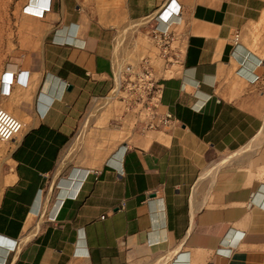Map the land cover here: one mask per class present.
Listing matches in <instances>:
<instances>
[{"label":"crops","instance_id":"obj_1","mask_svg":"<svg viewBox=\"0 0 264 264\" xmlns=\"http://www.w3.org/2000/svg\"><path fill=\"white\" fill-rule=\"evenodd\" d=\"M46 3L21 0L0 45L22 124L0 142V264H264V0ZM157 24L182 46L172 75L154 61L173 122L140 135L110 91Z\"/></svg>","mask_w":264,"mask_h":264},{"label":"built area","instance_id":"obj_2","mask_svg":"<svg viewBox=\"0 0 264 264\" xmlns=\"http://www.w3.org/2000/svg\"><path fill=\"white\" fill-rule=\"evenodd\" d=\"M41 8V14L50 9V0ZM27 7L24 8L26 12ZM171 26L159 28L155 25L148 37L155 55L141 59L136 65H128L119 70L113 80L110 98L119 103L120 112L140 135L148 132L164 131L173 122L172 115L160 110L162 98V78L158 76L154 61H160L163 73L179 63L181 43ZM20 72L15 83H20ZM21 122L0 108V142H10L21 132Z\"/></svg>","mask_w":264,"mask_h":264},{"label":"rangeland","instance_id":"obj_3","mask_svg":"<svg viewBox=\"0 0 264 264\" xmlns=\"http://www.w3.org/2000/svg\"><path fill=\"white\" fill-rule=\"evenodd\" d=\"M20 3H21V0H0V45L3 42L5 28L7 27L9 28L10 20L12 19V16H14V14H16V12L19 10ZM164 75L170 76L172 75V72H166ZM105 126H106V123L104 121L103 127ZM110 136L111 135H107V137H110ZM113 136H114V133H113ZM247 149H250V148H247ZM241 154L242 153L240 152V154H235L234 156H240ZM71 174L68 177V179L71 178Z\"/></svg>","mask_w":264,"mask_h":264},{"label":"bare ground","instance_id":"obj_4","mask_svg":"<svg viewBox=\"0 0 264 264\" xmlns=\"http://www.w3.org/2000/svg\"><path fill=\"white\" fill-rule=\"evenodd\" d=\"M163 18H166V14H163V16H162ZM76 144V143H75ZM71 151V150H70ZM68 155V154H67Z\"/></svg>","mask_w":264,"mask_h":264}]
</instances>
